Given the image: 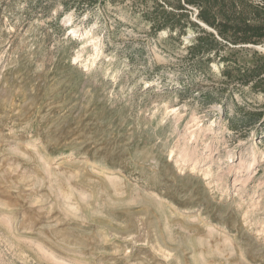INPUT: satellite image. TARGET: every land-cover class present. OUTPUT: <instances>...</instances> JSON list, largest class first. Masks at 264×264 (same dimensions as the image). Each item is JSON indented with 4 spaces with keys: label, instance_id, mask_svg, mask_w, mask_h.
Instances as JSON below:
<instances>
[{
    "label": "rangeland",
    "instance_id": "rangeland-1",
    "mask_svg": "<svg viewBox=\"0 0 264 264\" xmlns=\"http://www.w3.org/2000/svg\"><path fill=\"white\" fill-rule=\"evenodd\" d=\"M187 3L0 0V264H264V0Z\"/></svg>",
    "mask_w": 264,
    "mask_h": 264
},
{
    "label": "trees",
    "instance_id": "trees-1",
    "mask_svg": "<svg viewBox=\"0 0 264 264\" xmlns=\"http://www.w3.org/2000/svg\"><path fill=\"white\" fill-rule=\"evenodd\" d=\"M185 2L187 3L188 2V0H185ZM188 4V3H187ZM258 8V10H263L264 9V7H257ZM259 24V26H257V28H255L254 30L257 32L258 31V29H259V27L261 26V25H263L264 26V24H261V22H258ZM261 24V25H260ZM238 39H240V40H244V38H236V37H234L232 40L233 41H237ZM256 70V69H255ZM253 71L254 73H256L255 75H256V77H260L261 75H263V79L262 80H258L257 81V85H260L261 83H260V81H262V82H264V69L262 68V67H259L258 68V70L257 71Z\"/></svg>",
    "mask_w": 264,
    "mask_h": 264
},
{
    "label": "snow or ice",
    "instance_id": "snow-or-ice-1",
    "mask_svg": "<svg viewBox=\"0 0 264 264\" xmlns=\"http://www.w3.org/2000/svg\"><path fill=\"white\" fill-rule=\"evenodd\" d=\"M193 19H194V18H193ZM72 63H73V64H77V63H78V61L74 59V60L72 61ZM172 111L174 112V111H175V109H172Z\"/></svg>",
    "mask_w": 264,
    "mask_h": 264
},
{
    "label": "bare ground",
    "instance_id": "bare-ground-1",
    "mask_svg": "<svg viewBox=\"0 0 264 264\" xmlns=\"http://www.w3.org/2000/svg\"><path fill=\"white\" fill-rule=\"evenodd\" d=\"M69 22H70V20L67 21V23H69Z\"/></svg>",
    "mask_w": 264,
    "mask_h": 264
}]
</instances>
